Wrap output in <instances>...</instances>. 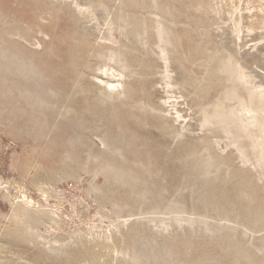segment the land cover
<instances>
[{
	"label": "rangeland",
	"instance_id": "obj_1",
	"mask_svg": "<svg viewBox=\"0 0 264 264\" xmlns=\"http://www.w3.org/2000/svg\"><path fill=\"white\" fill-rule=\"evenodd\" d=\"M0 264H264V0H0Z\"/></svg>",
	"mask_w": 264,
	"mask_h": 264
},
{
	"label": "bare ground",
	"instance_id": "obj_2",
	"mask_svg": "<svg viewBox=\"0 0 264 264\" xmlns=\"http://www.w3.org/2000/svg\"><path fill=\"white\" fill-rule=\"evenodd\" d=\"M18 31H20V30H18ZM238 75H239V74H238ZM237 80H239V79H237ZM109 85H110V84H109ZM111 87H112V84H111ZM231 91H232V90H231ZM233 93H234V92H233ZM233 93H230V94H233ZM224 95H225V94H224ZM237 95H238V94H237ZM235 96H236V95H235ZM238 96H239V95H238ZM225 97H226V96H225ZM229 97H231V96H229ZM241 97H242V96H241ZM222 98H223V97H222ZM242 98H243V97H242ZM225 99H227V98H225ZM225 99H224V100H225ZM217 100H218V99H217ZM256 100H257V99H256ZM219 101H220V100H218V102H219ZM221 105H222V103H221ZM206 107H207V106H206ZM206 107H205V109H206ZM224 107H225V106H224ZM214 108H216V107H214ZM207 109H208V108H207ZM218 109H221V107L218 108ZM223 109H224V108H223ZM223 109H222V110H223ZM227 109H228V108H227ZM229 109H230V108H229ZM229 109H228V110H229ZM232 110H233V109H232ZM204 111H205V110H204ZM206 111H207V110H206ZM206 111H205V113H206ZM252 111H253V108H252ZM212 112H213V111H212ZM221 112H222V111H221ZM221 112H220V113H221ZM230 112H231V111H229V113H230ZM254 112H255V111H254ZM203 113H204V112H203ZM207 113H208V112H207ZM207 113H206V114H207ZM215 113H216V110H215ZM217 113H218V112H217ZM223 113H224V112H223ZM210 115H211V113L209 114V116H210ZM224 115H226V112L224 113ZM224 115L221 114V116H224ZM230 115H231V113H230ZM254 115H255V114H254ZM204 116H205V115H204ZM207 116H208V114H207ZM207 116H206V117H207ZM210 117H211V116H210ZM226 117H227V116H226ZM228 117H230V116H228ZM223 118H224V117H223ZM210 119H211V118H210ZM212 119H215V118H212ZM225 119H226V118H225ZM257 119H258V118H257ZM205 121H207V119H206ZM209 121H210V120H209ZM252 122H253V120H252ZM250 124H251V123H250ZM259 127H260V125H259ZM254 147H255V146H254ZM105 163H106V162H105ZM111 168H112V167H111ZM100 172H101V171H100ZM110 173H111V172H110ZM11 189H12V188H11ZM15 190H16V189H15ZM17 191H18V190H17ZM24 200H25V199H24ZM26 201H27V200H26Z\"/></svg>",
	"mask_w": 264,
	"mask_h": 264
}]
</instances>
